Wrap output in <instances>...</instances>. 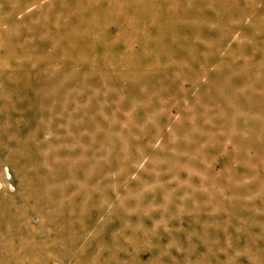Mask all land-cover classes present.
<instances>
[{
    "label": "rangeland",
    "instance_id": "obj_1",
    "mask_svg": "<svg viewBox=\"0 0 264 264\" xmlns=\"http://www.w3.org/2000/svg\"><path fill=\"white\" fill-rule=\"evenodd\" d=\"M0 264H264V0H0Z\"/></svg>",
    "mask_w": 264,
    "mask_h": 264
}]
</instances>
